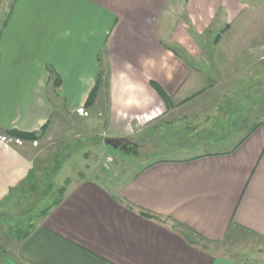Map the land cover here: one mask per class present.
Instances as JSON below:
<instances>
[{
  "label": "crops",
  "instance_id": "obj_1",
  "mask_svg": "<svg viewBox=\"0 0 264 264\" xmlns=\"http://www.w3.org/2000/svg\"><path fill=\"white\" fill-rule=\"evenodd\" d=\"M248 11L257 15L243 0H0V206L25 187L34 145L60 116L97 114L115 139L210 129L220 85L246 60L264 62V33L240 21ZM44 127L36 142L1 141ZM242 128L218 137L220 150L74 172L62 202L12 238L0 264H264V115Z\"/></svg>",
  "mask_w": 264,
  "mask_h": 264
},
{
  "label": "rangeland",
  "instance_id": "obj_2",
  "mask_svg": "<svg viewBox=\"0 0 264 264\" xmlns=\"http://www.w3.org/2000/svg\"><path fill=\"white\" fill-rule=\"evenodd\" d=\"M243 2L245 8L252 9L257 15L251 16L250 11L245 12L240 21L243 23L251 20L258 27V31L264 33V0H243ZM255 12L253 15L256 14ZM258 43H260V48L264 45V42L260 40ZM247 61L249 63L242 67L241 76L236 81L220 85L218 89L220 96L216 98V104L212 106L209 113L208 126L211 128L188 130L189 135H192L189 138L185 135L187 126L183 123L176 124L169 132L164 130L156 134L154 128L144 129L133 136L115 139L103 135L108 131L106 120L98 117L97 114L89 118L83 117L81 121L66 116L56 119L51 128L50 141L34 145L38 151L35 158L37 170L40 171L46 164H49L57 154H60L62 158H68L54 180L53 191L41 201L33 204L34 200L27 192L19 191L0 206V250L6 251L11 243L13 237L7 233L9 228L19 227L28 230L31 224L37 223L41 219V212L49 208L57 198L56 190L64 185L66 179L73 178L74 172L88 175L93 170H100L97 173L110 172L111 174L116 169L128 166L133 171L160 157L186 156L183 150L192 147L196 150L193 154L204 150H220L223 146L216 144L217 138L227 136L232 132V127L239 124L244 127L241 136L245 135L264 115V62ZM219 106L223 109L216 111ZM226 117L228 120L231 117L234 118L231 120L233 126L228 125ZM63 135L67 139L66 144H58L61 139L59 137ZM181 137L183 138L180 139ZM206 138L205 144H200ZM109 141H112L116 148L109 146ZM124 144H129L133 150H120ZM129 152L135 155H130ZM106 157L113 158L114 162L106 166ZM239 235L243 233L239 232ZM243 236L248 237L246 234ZM255 243L259 242L255 241ZM255 247H257L256 244ZM231 253L236 254L238 251H231Z\"/></svg>",
  "mask_w": 264,
  "mask_h": 264
},
{
  "label": "trees",
  "instance_id": "obj_3",
  "mask_svg": "<svg viewBox=\"0 0 264 264\" xmlns=\"http://www.w3.org/2000/svg\"><path fill=\"white\" fill-rule=\"evenodd\" d=\"M103 79H104L103 74H100V77L97 82V86L92 91L91 95L89 96V99L86 103V107L93 106L96 100V97H97L99 85H101L104 82ZM56 83H58L57 86L59 87L60 86L59 82L56 81ZM46 129L47 128L44 127L40 133H33V134H23V133L16 132V131L5 132V134L8 137L19 139L21 141L36 142L42 138V135ZM164 130L169 132L171 128L164 129ZM188 130H191V129H186V133L185 132L184 133L189 138L192 135L191 134H190L191 136L189 135ZM182 138L183 137H181L180 139ZM118 143L120 144L121 142H118ZM120 150L131 151L133 149H131V146L129 144H124L123 148H121ZM129 154L135 155L132 152H129ZM67 158H62L60 154H57L53 157V159L49 162V164H46L40 171L37 170L36 162H35V167L29 173V176L25 183L26 185L24 184L25 187L22 189L23 193L27 192L33 198L34 200L33 204H35L37 201H41L47 194H50L53 191L54 180L56 176L58 175V173L60 172L61 168L63 167ZM69 184H70V179H66V181L64 182V185L61 188H58L56 190L57 198L55 199V201L49 208L44 209L41 212V215H40L41 218L46 216L54 207H56L62 202ZM33 227H34V224H31L28 230H23L19 227L18 228L12 227V228H9L7 233L9 234V236L13 237L14 239L22 241L29 236L30 234L29 232Z\"/></svg>",
  "mask_w": 264,
  "mask_h": 264
},
{
  "label": "built area",
  "instance_id": "obj_4",
  "mask_svg": "<svg viewBox=\"0 0 264 264\" xmlns=\"http://www.w3.org/2000/svg\"><path fill=\"white\" fill-rule=\"evenodd\" d=\"M78 114H80L82 116H85V117L88 116V114L84 110H79ZM1 141L5 142V143H15V144H18V145H22L23 144V142L21 140H19V139L8 138V137H2ZM35 145H37V144L35 143ZM113 162H114L113 158L106 157V159H105L106 166H107V164H110V163H113Z\"/></svg>",
  "mask_w": 264,
  "mask_h": 264
},
{
  "label": "water",
  "instance_id": "obj_5",
  "mask_svg": "<svg viewBox=\"0 0 264 264\" xmlns=\"http://www.w3.org/2000/svg\"><path fill=\"white\" fill-rule=\"evenodd\" d=\"M108 144H109V146H112V147H115L116 148V146H113L112 141H109Z\"/></svg>",
  "mask_w": 264,
  "mask_h": 264
}]
</instances>
